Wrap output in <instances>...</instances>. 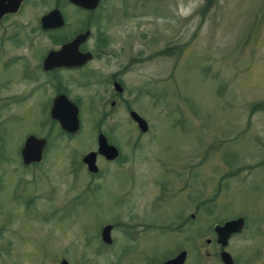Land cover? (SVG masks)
Returning <instances> with one entry per match:
<instances>
[{"label": "rangeland", "instance_id": "rangeland-1", "mask_svg": "<svg viewBox=\"0 0 264 264\" xmlns=\"http://www.w3.org/2000/svg\"><path fill=\"white\" fill-rule=\"evenodd\" d=\"M204 2L103 1L98 14L109 10L112 19L87 27V49L107 38L93 66L108 75L133 61L124 76L129 111L101 108L103 131L120 125L108 136L118 158L95 160L93 174L81 162L96 151L90 126L98 116L88 102L97 89L85 77L67 87L82 110L71 138L44 110L50 91L14 105L0 100V264H159L175 244L188 246L183 225L175 235L165 230L190 213L194 256L209 249L214 226L237 217L246 231L230 246L264 244V0ZM62 14L66 32L79 29L83 15L67 4ZM11 66L0 70V91L12 82ZM47 134L41 161L23 166L24 139ZM105 225H113L112 246L100 241Z\"/></svg>", "mask_w": 264, "mask_h": 264}, {"label": "flooded vegetation", "instance_id": "flooded-vegetation-1", "mask_svg": "<svg viewBox=\"0 0 264 264\" xmlns=\"http://www.w3.org/2000/svg\"><path fill=\"white\" fill-rule=\"evenodd\" d=\"M103 1L104 0H98L95 8L87 10L72 5L67 0H0V70L2 67L12 65L11 72L7 75V78L12 80V82H10L2 91L5 92L8 87H13L19 90L18 92L9 95L0 96V100L9 101L14 105L29 100L34 94H37V92L48 94L50 91L52 95L50 96V105L45 107L44 110L48 109L50 113L53 100L58 96H64L77 108V118H79L82 111L80 99L78 97H71L67 87L70 85L76 87L81 83L84 84V81L79 80V78H82L81 76H83L86 78V85L91 82V87L97 89L93 93L94 95L92 99L88 100L91 104H96L92 110L98 112V116L92 121L90 126L93 128L91 135L97 138V135L101 134L105 138L107 144L111 145L108 141V136L111 137L112 129L119 127L120 125H118L119 123L116 121V126H109L111 131H103L104 129L101 128L105 125L106 114L102 113L101 108L103 107L104 110L108 108L109 111H112L117 110L118 107H122L125 108L127 112L129 111L127 100L124 99L127 90L124 83V76L128 74V70L131 67L130 64L133 60L120 65L114 70V72H109L108 75L105 73V76L101 75V72L99 71L101 70V66H93L94 63L103 58L102 56H99V54L103 53L101 49L105 47L104 45L107 43V38L103 35H98L95 48L93 50L87 49L86 44L91 37V33L87 27L95 22L98 23L100 21H105L107 23L112 19V14L109 10H106L101 15L98 14ZM64 4L71 6L78 14L84 16L79 29L71 32V34L65 31L66 22L62 14ZM50 14H54L51 20L48 18V15ZM85 32H87V35L84 40L78 43L76 50L80 54H88L89 59L87 61L79 66H63L56 64V62H46V58L50 52L59 51L62 46L71 43L74 39ZM5 48L9 49L10 52H7ZM108 58L113 59L115 57L110 56ZM30 70H32L31 73ZM138 90L145 91V88L141 85ZM2 91H0V93ZM103 95H105V97H103ZM94 98H96V102H94ZM49 119L53 126H55L56 129H59L57 131L59 132V135L62 136L64 133L60 130L57 122L52 120L50 115ZM127 122L128 121L124 120L121 125L124 124V128H127ZM78 124L80 130L81 123L79 120ZM73 136L74 135L68 137L71 138ZM48 137L49 134L45 135L44 138L35 137L44 140L45 145L43 152L49 142L50 138ZM97 159L103 158L101 156H96L95 160ZM187 217L189 218L188 222L184 221L186 218L183 219V221L179 220V218L178 220L180 222L177 221L179 222V225L177 226L175 221L174 224L172 223L173 225L171 224L165 230V232L170 235H175L177 227L183 225L187 232L185 245L188 246L182 249L175 244L171 252L161 260L159 264L173 259L180 252H184L182 264H201L202 260L212 261V264H226V257H221V253L223 252L227 254L230 264H264V244L262 240L258 246H230L233 239L237 241L239 237L245 233L246 225L244 221L241 229L227 238L224 248L216 243V237L212 228L213 239L205 240V244L209 249H203L202 252L194 256L192 251L193 239L190 233L192 229V213L188 214ZM144 222L145 221L141 223ZM110 226L111 232L114 228L112 227L113 225ZM102 244L104 246H112L114 241L110 238L109 244ZM60 261L65 260L61 259Z\"/></svg>", "mask_w": 264, "mask_h": 264}, {"label": "water", "instance_id": "water-1", "mask_svg": "<svg viewBox=\"0 0 264 264\" xmlns=\"http://www.w3.org/2000/svg\"><path fill=\"white\" fill-rule=\"evenodd\" d=\"M72 5L81 7L83 9L92 10L96 7L98 0H67ZM54 14L48 15L49 20ZM46 18V19H48ZM45 19V20H46ZM87 32L78 36L71 43L61 47L57 52H50L46 58V62H56V64L63 66H79L89 59L88 54H80L76 47L78 43L85 39ZM50 118L57 122L59 128L68 135H73L78 129L77 108L69 102L64 96H58L53 100L50 109ZM129 118L135 123L138 131L144 133L146 131V123L133 111L128 113ZM45 142L43 139L35 138L34 136H27L23 141L22 147L19 151V156L22 165L27 166L32 163H38L41 159L42 150ZM103 157L106 161H112L117 158L116 149L108 145L105 138L98 134L96 138V151L89 152L83 156L81 162L86 167L87 172L93 174L97 171L95 165L96 156ZM243 224L241 217L224 222L221 226H214L213 231L216 237V243L224 248L227 238L238 232ZM111 226L105 225L100 230V241L104 244L110 243ZM221 257H226V264H230L226 253H221ZM184 252H180L173 259L162 264H182ZM59 264H67L65 261H60Z\"/></svg>", "mask_w": 264, "mask_h": 264}, {"label": "trees", "instance_id": "trees-1", "mask_svg": "<svg viewBox=\"0 0 264 264\" xmlns=\"http://www.w3.org/2000/svg\"><path fill=\"white\" fill-rule=\"evenodd\" d=\"M211 1H212V0H205L204 4H206V5H205L206 8H209V6H210V4H211ZM262 105H263V104L253 105L252 108H251V111H250V112L253 113V112H255V111H258V110H260V109H263Z\"/></svg>", "mask_w": 264, "mask_h": 264}]
</instances>
